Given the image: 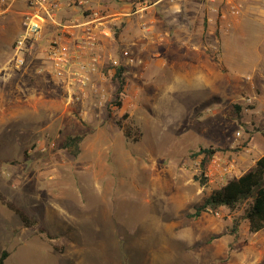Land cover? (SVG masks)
I'll return each instance as SVG.
<instances>
[{
  "label": "rangeland",
  "instance_id": "1",
  "mask_svg": "<svg viewBox=\"0 0 264 264\" xmlns=\"http://www.w3.org/2000/svg\"><path fill=\"white\" fill-rule=\"evenodd\" d=\"M148 4L103 39L100 105L37 75L35 58L11 69L15 38L8 43L9 56L0 58L4 264H264V228L249 232L245 206L190 217L264 154L250 72L234 77L222 59L221 12L229 7L221 0ZM75 135L83 136L77 156L60 146ZM203 148L216 152L192 157ZM228 162L234 171L222 174Z\"/></svg>",
  "mask_w": 264,
  "mask_h": 264
},
{
  "label": "built area",
  "instance_id": "2",
  "mask_svg": "<svg viewBox=\"0 0 264 264\" xmlns=\"http://www.w3.org/2000/svg\"><path fill=\"white\" fill-rule=\"evenodd\" d=\"M103 0H26L27 11L21 20V31L11 48L8 66L14 71L25 69L35 58L34 49L40 45L43 31L48 25L63 34L47 41L42 46V62L35 72L51 77L67 96L76 100L91 96L95 105L105 100V94L97 87L101 76L102 57L100 35H108L104 10L95 5ZM129 5V15H141L149 8V0H120ZM213 2L214 0H203ZM221 0L229 7L227 13L232 17L240 15L244 0ZM72 9H79V18L63 19ZM221 12V17H223ZM111 28L109 29L110 32ZM100 80V79H99ZM247 107L252 105L250 98L245 99ZM222 174H231L234 163H222Z\"/></svg>",
  "mask_w": 264,
  "mask_h": 264
},
{
  "label": "crops",
  "instance_id": "3",
  "mask_svg": "<svg viewBox=\"0 0 264 264\" xmlns=\"http://www.w3.org/2000/svg\"><path fill=\"white\" fill-rule=\"evenodd\" d=\"M95 7L105 11L107 16L106 27L108 28L104 32L108 35L110 33L109 29L114 24L129 16V5L120 0H103ZM26 11V0H0V41L5 44L0 51L1 59L8 57L11 53V49L9 53L8 43L13 38L16 39L20 33V22ZM79 11V9H72L67 14L62 13L60 18L69 20L79 18ZM222 13L224 15L221 17L222 24H220L222 30V35H220L222 59L226 64L232 66L234 77L241 78L245 76L242 75V70H249L250 75L247 74L246 76L249 94L254 101L257 112L264 115V0H244L238 17H232L224 10ZM230 17L232 19L228 21ZM58 36L61 37L63 34L55 29V26L48 25L45 28L40 45H37L34 49L38 62L37 66L42 64L37 58L42 56L43 44ZM105 36L107 35H100L101 51L104 47L103 39ZM230 47L232 54L228 56L225 52ZM238 48L242 51V54L236 51ZM1 65L2 63H0Z\"/></svg>",
  "mask_w": 264,
  "mask_h": 264
},
{
  "label": "trees",
  "instance_id": "4",
  "mask_svg": "<svg viewBox=\"0 0 264 264\" xmlns=\"http://www.w3.org/2000/svg\"><path fill=\"white\" fill-rule=\"evenodd\" d=\"M122 69L118 68L115 74V79L118 81V89L116 96L122 92L123 79L121 77ZM117 106L119 102H115ZM235 109L239 112V106L235 105ZM126 138L129 136L124 135ZM83 141L82 135L67 136L61 143V149L69 151L73 156L79 154V147ZM216 150L211 148L199 149L192 157L203 155L208 159ZM204 181H201L203 184ZM245 206L244 214L241 219L245 220L248 224L250 233H256L264 228V154L258 158L254 166L244 172L238 178L228 180L219 189L213 190L203 202L195 207L194 212L190 215L192 218L199 217L203 212L210 211L213 214L219 212L221 208H226L234 211L237 208ZM15 212L21 218L24 226H29L30 222L27 217L17 210ZM239 221L235 220L229 230V234L236 235L238 231ZM8 253L3 251L0 255V264H4Z\"/></svg>",
  "mask_w": 264,
  "mask_h": 264
}]
</instances>
